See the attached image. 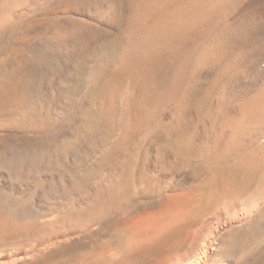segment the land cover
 I'll return each instance as SVG.
<instances>
[{
    "label": "rangeland",
    "instance_id": "374dc122",
    "mask_svg": "<svg viewBox=\"0 0 264 264\" xmlns=\"http://www.w3.org/2000/svg\"><path fill=\"white\" fill-rule=\"evenodd\" d=\"M101 1H0L12 10L0 18V264H120L131 242L182 223L192 243L208 212L176 177L184 172L204 187L220 172L206 202L226 180L222 207L234 198L256 209L194 241L192 259L264 264V165L239 163L257 142L238 126L264 90L227 86L225 77L244 74L229 64L204 76L227 45L210 30L174 98L153 79L141 87L130 66L221 0H180L156 21L158 0ZM148 111L153 121L138 125L133 115Z\"/></svg>",
    "mask_w": 264,
    "mask_h": 264
},
{
    "label": "bare ground",
    "instance_id": "6f19581e",
    "mask_svg": "<svg viewBox=\"0 0 264 264\" xmlns=\"http://www.w3.org/2000/svg\"><path fill=\"white\" fill-rule=\"evenodd\" d=\"M106 1H101L103 7L107 3ZM178 1L180 5V0H158L156 11L150 17L151 21H156L159 16L170 13L169 10L173 6H178ZM217 2L215 4L207 3L208 5L205 10L197 14L199 16L198 19L186 34L177 36V38L175 37L167 42L165 41L166 44L162 48L153 51L149 57L138 59L134 64L130 65L133 75L139 78L141 87L142 85L144 87L150 86L148 82L153 79V82L162 94L166 92L167 97H176L193 63V58L198 46L201 44L200 42L208 37L207 35L210 33L208 31L210 30L218 36H223L227 41V45L219 53V62L216 69L214 68L215 70L211 69L205 72L204 76L209 78L215 75L216 70L225 64L233 65L237 69H242L244 74L239 75L236 73L238 71L235 70L233 74L225 77L224 83L227 86L242 94H247L251 90V93H262L264 90V0H221ZM6 4L8 5V3ZM7 5H5L6 7L1 6L4 8V11L0 10V18H4L6 11L11 10L10 6ZM9 5H13L12 0ZM181 16L185 18L189 16V13H182ZM143 70L146 80H144ZM257 98H254L255 108L245 112L243 121L238 125L239 129L244 130L246 134L251 136L252 140L257 142L256 148H252L254 153L250 156L247 155L239 161L243 168H248L249 170H254V168L256 169L264 165V94L262 93ZM129 104L127 103L126 106L125 119L130 114ZM133 117L137 124L143 127L153 121L155 114L152 111H148L143 115H133ZM232 165L235 166V164ZM224 173L227 174V172ZM218 174L217 172H212L207 179V181L209 180V186L205 187L199 185L197 180L187 172L178 173L176 176L187 186V192H189L190 197L192 196L197 204L203 205L202 209L208 212L204 221V223L206 222L205 229L201 230L195 240L193 239L195 242L201 241L200 244L203 245L206 243L205 240L211 235L217 236L221 230L225 229L223 228L224 226L230 228L231 225L239 224L256 214V209L250 203L251 201H240L233 198L227 200L228 202L226 201L228 204L225 207L221 206L222 202L218 203L219 199L221 200L223 197L226 199L227 191L230 188L229 181L227 182L226 180L222 181L220 179L222 185L214 187V193H216V196L218 195V200L215 198L216 201L214 202L205 201V191L209 189L208 187L212 188V183L216 184L218 177L222 178V175L220 174V177ZM211 193L209 192V194ZM199 205L198 207H200ZM189 229L190 224L182 223L171 228L169 227L165 231L162 230L159 237L156 236L157 238L153 241L142 242L143 244L141 245L140 241H138V245L137 239H135L137 244L131 242L128 248L129 252L119 255L120 260H122L121 263L161 264L166 262L167 264H197L192 259V256L194 257L193 247L195 242L191 243L188 242L189 240H186ZM149 239L151 240V238ZM179 251H183V253L174 256ZM129 253L133 258L128 256ZM115 261H117V258Z\"/></svg>",
    "mask_w": 264,
    "mask_h": 264
}]
</instances>
